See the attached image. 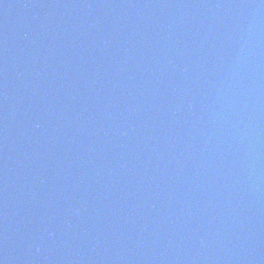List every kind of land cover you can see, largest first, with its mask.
I'll list each match as a JSON object with an SVG mask.
<instances>
[{"label": "water", "instance_id": "water-1", "mask_svg": "<svg viewBox=\"0 0 264 264\" xmlns=\"http://www.w3.org/2000/svg\"><path fill=\"white\" fill-rule=\"evenodd\" d=\"M0 264H264V0H0Z\"/></svg>", "mask_w": 264, "mask_h": 264}]
</instances>
